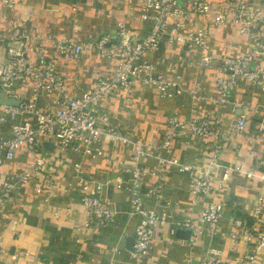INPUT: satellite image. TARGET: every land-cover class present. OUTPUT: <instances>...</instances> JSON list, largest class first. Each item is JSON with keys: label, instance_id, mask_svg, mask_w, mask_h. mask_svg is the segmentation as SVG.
<instances>
[{"label": "built area", "instance_id": "obj_1", "mask_svg": "<svg viewBox=\"0 0 264 264\" xmlns=\"http://www.w3.org/2000/svg\"><path fill=\"white\" fill-rule=\"evenodd\" d=\"M20 2L22 0H1L8 9L15 8ZM112 8L116 12L127 10L133 16L116 20L113 33L103 32L94 41H79L71 34H42L27 27L19 17L13 20V43L5 47L0 62V92L3 91V98L18 99L19 104H0V166L10 161L21 147L26 148L34 159L30 169L11 172L0 184V215L8 200L14 197L23 200L29 195L27 186L35 173L41 174V180L32 192L41 195V201L47 204L51 191L43 190V187L52 185L51 176L59 158L70 152L76 159L73 173L82 183L80 203L86 212L82 228L84 237L92 239V232L98 225L115 224L117 210L114 203L98 194L102 184L90 187L84 182L80 169L85 154L111 159L104 156L101 147L105 138L126 142L117 132L111 116L100 109L102 99L120 90L138 87H150L161 96L186 93L192 100L190 118L184 120L177 113L170 114L159 145L145 147L135 141V148L127 160L119 162L121 172L129 175L128 180L114 179L115 187L129 194L132 213L138 217L129 249L131 264H146L155 230L168 223L169 217L170 201L162 198L163 183L158 181L161 171L173 168L179 173H188L190 194L205 200L197 220L189 218L174 222L189 230L187 246L193 247L216 232L223 213L215 194L232 172L241 171L238 166L221 163L220 148L216 145L224 116L220 106L229 101V92L240 80L264 90V66L254 64L255 59L264 54V0H112ZM134 18L146 24L142 32L126 26ZM227 25L233 26L236 34L245 38L248 44L239 54L217 58L209 45L210 27L217 29ZM162 41L169 54L166 59L172 60L164 70L146 58L148 53L159 52ZM92 52L106 63L105 70L98 66L91 87L76 94L61 72L58 58L71 61L78 68L80 63L91 59ZM176 62L185 63L194 71L215 70L218 74L216 95L207 94L204 84L197 78L188 84L176 69ZM73 74L74 78L78 77L77 71ZM205 101L215 108L199 105ZM247 116L248 111L237 116L235 128L238 131L244 128ZM258 131L264 133V108ZM47 140L52 142V149L41 151ZM176 140L186 148L199 140L203 153L195 162H180L171 156ZM146 155L155 156L159 171L141 163ZM243 173L246 177L253 176L252 170ZM148 175L156 176V181L141 193ZM146 200L148 205L144 204ZM261 209L264 210V206ZM196 221L202 225H197ZM241 223L238 219L234 221L235 226ZM171 233H174L173 229ZM240 235L248 241L255 239L257 246L264 247V235L247 230ZM80 256L81 252L75 253V259ZM247 258L243 256L239 262L244 263ZM206 262H209L208 256L202 259L203 264Z\"/></svg>", "mask_w": 264, "mask_h": 264}, {"label": "crops", "instance_id": "obj_2", "mask_svg": "<svg viewBox=\"0 0 264 264\" xmlns=\"http://www.w3.org/2000/svg\"><path fill=\"white\" fill-rule=\"evenodd\" d=\"M112 9V0H22L13 9L5 8L0 0V62L3 61L5 47L13 43L12 21L16 17L42 34H71L79 41H94L103 32L113 33L116 20L133 16L127 10L116 12ZM126 26L142 32L146 24L134 18ZM210 30L209 45L217 58L239 54L248 44L231 25L217 29L210 27ZM168 57L165 41H162L159 52L146 55L160 70L172 62L166 59ZM58 63L76 94L91 87L98 66L104 70L106 66L96 52H92L91 59L80 63L78 68L75 63L62 58H58ZM254 64L264 66V54L257 57ZM176 69L188 84L191 85L197 78L204 84L207 94L216 95L218 74L215 70L194 71L181 62H176ZM74 71L78 73L76 78ZM228 97L229 101L220 106L224 116L216 145L220 148L221 163L238 166L241 171L232 172L215 194L223 213L216 232L193 247L187 246L184 238L186 229L175 223L189 218L197 220L205 200L190 194L188 173H179L173 168L161 171L158 181L163 183L162 198L170 201L169 217L168 223L159 225L155 230L146 264H203L205 256H208L209 262L204 264H264V247L257 246L255 239L248 241L240 235L243 230L264 235V210L261 209L264 206V133L258 131L263 115L264 90L240 80ZM191 105L192 100L186 93L161 96L150 87L120 90L103 98L100 109L111 116L117 132L126 142H112L105 138L101 147L104 156L111 159L85 154L80 161V169L84 182L90 187L102 184L98 194L114 203L116 223L98 225L92 232V239L84 237L82 228L86 212L80 203L82 183L72 170L76 162L74 155L65 152L51 176L52 185L43 187V190L51 191L47 204L41 201V195L32 192L41 180L40 173L31 175L28 196L23 200L14 197L5 203L4 212L0 215V264H131L130 238L138 217L132 213L129 194L115 187L116 177L123 180L129 178L127 173L121 172L119 162L127 160L135 148V141L145 147L161 144L167 117L177 113L179 118L188 120ZM199 105L207 109L215 108L209 101ZM247 111L245 126L238 131L235 128L237 116ZM52 146V142L47 140L41 151H50ZM201 153L199 140L194 141L190 148L176 140L171 156L180 162H195ZM33 159L34 156L26 148L17 149L14 157L0 166V184L8 179L11 172L30 169ZM141 163L156 171L160 169L152 155L143 157ZM248 170L253 171L252 177L243 173ZM155 181L156 176L153 175L144 178L141 193ZM144 204L149 203L146 200ZM236 219L242 222L240 226H235ZM196 224L202 225L198 221ZM235 234L236 238L233 237ZM76 239H79L78 243ZM76 252H81L78 259H75ZM243 256L249 259L240 263L239 259Z\"/></svg>", "mask_w": 264, "mask_h": 264}, {"label": "water", "instance_id": "obj_3", "mask_svg": "<svg viewBox=\"0 0 264 264\" xmlns=\"http://www.w3.org/2000/svg\"><path fill=\"white\" fill-rule=\"evenodd\" d=\"M0 104L17 106L19 104V100L13 99V98H3V91H1L0 92ZM184 232H185L184 238L186 239L189 235V230H185ZM132 242H133V237L130 238V248H131Z\"/></svg>", "mask_w": 264, "mask_h": 264}, {"label": "rangeland", "instance_id": "obj_4", "mask_svg": "<svg viewBox=\"0 0 264 264\" xmlns=\"http://www.w3.org/2000/svg\"><path fill=\"white\" fill-rule=\"evenodd\" d=\"M17 18V17H16ZM13 22V21H12Z\"/></svg>", "mask_w": 264, "mask_h": 264}]
</instances>
